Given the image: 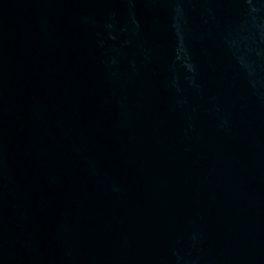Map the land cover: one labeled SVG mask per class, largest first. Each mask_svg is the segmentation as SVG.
I'll use <instances>...</instances> for the list:
<instances>
[{
  "label": "water",
  "instance_id": "95a60500",
  "mask_svg": "<svg viewBox=\"0 0 264 264\" xmlns=\"http://www.w3.org/2000/svg\"><path fill=\"white\" fill-rule=\"evenodd\" d=\"M0 264H168L30 0H0Z\"/></svg>",
  "mask_w": 264,
  "mask_h": 264
}]
</instances>
